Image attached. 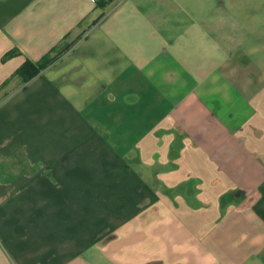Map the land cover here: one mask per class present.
Masks as SVG:
<instances>
[{"label": "crops", "instance_id": "0c3cea01", "mask_svg": "<svg viewBox=\"0 0 264 264\" xmlns=\"http://www.w3.org/2000/svg\"><path fill=\"white\" fill-rule=\"evenodd\" d=\"M104 1L0 0V264H264V0Z\"/></svg>", "mask_w": 264, "mask_h": 264}, {"label": "rangeland", "instance_id": "374dc122", "mask_svg": "<svg viewBox=\"0 0 264 264\" xmlns=\"http://www.w3.org/2000/svg\"><path fill=\"white\" fill-rule=\"evenodd\" d=\"M7 117L8 116H6L5 115V113H4V111L3 110H1L0 111V126H1V128L0 129H2L3 130V123L6 121V119H7ZM3 140H4V137H1V140H0V153L1 154H5L6 152H7V147H8V145H6V143H4L3 142ZM15 148H12V151L14 150ZM11 151V152H12ZM10 153V152H9ZM25 156L27 155L26 153L24 154ZM25 156H23L22 154H20V155H18L16 158L14 157V159L11 161L10 160V162L8 163L9 164V166L8 167H4V164L2 163H0V169L1 170H3V171H1L0 172V184H3V183H7V182H13V181H17L15 178H14V176H10V175H7V176H9V177H6V175L4 176V173L6 172V170H12L13 172H18L17 170L20 168V166H21V164L23 163V161L22 160H24L25 159ZM33 166V165H32ZM24 176H28V179H22L21 181H19V182H22V183H28V182H36L37 181V176L36 175H24ZM7 178V179H6ZM2 187V186H1ZM0 187V188H1ZM3 192L4 191H0V215L2 216L3 215V213H4V205H5V202H4V196H3ZM16 193L17 194H19L20 193V191H13V192H11V191H8V193H7V202H8V204H7V206H8V210H9V208L10 207H13V205H15V206H18V203H19V200L17 199V197H16ZM11 196H13V198L14 199H12V197ZM24 203H25V201H24ZM13 214L14 215H17V214H19V212L18 211H15L14 210V212H13ZM66 214V208H65V206L64 205H62L61 204V216H63V215H65ZM18 217H14L13 219H14V223H15V225H17V227H18V219H17ZM13 224V223H12Z\"/></svg>", "mask_w": 264, "mask_h": 264}, {"label": "trees", "instance_id": "16d2710c", "mask_svg": "<svg viewBox=\"0 0 264 264\" xmlns=\"http://www.w3.org/2000/svg\"><path fill=\"white\" fill-rule=\"evenodd\" d=\"M113 0H105L103 3L104 5L110 3ZM16 51H10L6 53L3 57L2 60L14 55ZM53 60V57L51 55H46L44 56L41 60L37 62H32L29 59H26L14 72L13 76L19 77L20 80L25 83L34 78L37 74H39L45 67H47ZM24 150V148H23ZM24 156L25 152L22 151L20 152ZM11 160V155H0V163L4 164V167L9 166V162ZM3 171L0 169V172ZM18 173H21L20 171H23L22 168H19ZM18 175V174H17Z\"/></svg>", "mask_w": 264, "mask_h": 264}, {"label": "flooded vegetation", "instance_id": "af4514ba", "mask_svg": "<svg viewBox=\"0 0 264 264\" xmlns=\"http://www.w3.org/2000/svg\"><path fill=\"white\" fill-rule=\"evenodd\" d=\"M19 151L20 152H22V151L25 152V150H23V148H18V149H14L12 152H10V153L7 154V155H11V161L14 159V157L16 158L19 155ZM22 161H23V163L21 164L20 168H22L23 171H20L21 174L35 175V173L37 172L36 171V168L31 167L29 165L30 163L26 160V158L24 160H22ZM6 172H8V173H14V174H20L18 172H13L11 169L10 170H6ZM241 193L242 192L240 191V194ZM110 234H111L110 229L107 228V227H104V228L100 229L99 232H98V235L99 236H106V235H110Z\"/></svg>", "mask_w": 264, "mask_h": 264}, {"label": "water", "instance_id": "95a60500", "mask_svg": "<svg viewBox=\"0 0 264 264\" xmlns=\"http://www.w3.org/2000/svg\"><path fill=\"white\" fill-rule=\"evenodd\" d=\"M111 237H113V236L106 238L104 241H106V242L109 241L111 239Z\"/></svg>", "mask_w": 264, "mask_h": 264}]
</instances>
